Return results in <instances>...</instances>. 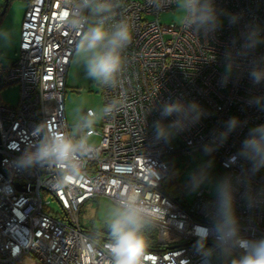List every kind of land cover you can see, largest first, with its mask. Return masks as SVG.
Here are the masks:
<instances>
[{"label":"built area","instance_id":"2783aa9c","mask_svg":"<svg viewBox=\"0 0 264 264\" xmlns=\"http://www.w3.org/2000/svg\"><path fill=\"white\" fill-rule=\"evenodd\" d=\"M117 19L132 26V41L125 49V68L117 88L100 87L102 105L123 96V107L100 120L96 154L82 163L83 175L63 191H55V169L33 168L19 172L12 161L33 143V130L45 122L50 130L69 131L63 96L66 75L79 34L61 23V0H29L21 26L15 58L0 56V90L19 86L13 108L0 101V264H111L104 249L109 239L84 231L79 224L80 206L93 197H112L132 186L151 206L165 210L147 233L141 264H201L195 252V229L209 226L210 203L215 194L201 189L190 199L185 191L172 194L164 180L170 173L165 160L205 152L216 133L233 116L241 125L226 141H215L209 155L231 177L236 188V214L241 236L264 238V169L251 172L239 157L249 129L264 124V110L250 106L253 97L264 98V83L253 84V64L264 67V42L248 55L239 53L242 33L257 28L264 37V0H215L223 21L215 33H193L175 23H161L159 16L172 10H154L149 0H118ZM238 15L235 25L228 15ZM232 52V70L226 73V52ZM226 79V82L224 80ZM196 101L203 118L174 134L171 142L154 139L153 122L160 119L165 101ZM87 110V109H86ZM175 116L164 118L170 123ZM155 163L161 179L150 184L149 165ZM248 195H245V194ZM50 194L61 212L48 210ZM95 241V254L85 245ZM210 237L207 246H213ZM242 250L236 249L234 256ZM213 264H218L213 260Z\"/></svg>","mask_w":264,"mask_h":264},{"label":"clouds","instance_id":"9594fccd","mask_svg":"<svg viewBox=\"0 0 264 264\" xmlns=\"http://www.w3.org/2000/svg\"><path fill=\"white\" fill-rule=\"evenodd\" d=\"M64 11L60 20L62 25L79 34L74 55L77 64L83 67L85 77L104 88H117L125 68L124 51L132 41V26L125 19H117L118 0H61ZM156 11H163L175 5L179 23L193 33L211 34L223 25L215 0H149ZM238 15H228V22L235 25ZM264 37L257 28H249L242 33L239 53L248 55L260 44ZM13 32L0 29V47H10ZM226 73L232 70V52L225 54ZM253 84L264 83V67L253 64L249 71ZM226 82V79L224 80ZM125 98L119 96L98 109H76L69 131L50 130L46 121L33 130L35 141L28 145L22 154L12 161L16 171L24 172L33 168L56 170L53 185L55 191H63L73 180L83 175L82 163L96 154L93 131L97 123L113 116L124 105ZM250 106L264 110V98L253 97ZM170 123L164 118L173 117ZM204 116L202 106L196 101L179 99L165 101L160 107V119L153 122L154 139L157 142H171L174 134L183 131L189 124L198 123ZM238 117H230L224 129L214 136V143L206 144L204 151L210 154L215 150V141L223 143L229 135L240 127ZM250 162L251 172L264 169V124L251 127L242 142L238 153ZM211 161L199 170L193 171L189 178V188L198 192L209 179ZM150 184L157 186L161 179L160 170L155 163L149 165ZM245 195H248L247 193ZM236 188L231 177L221 178L215 185V200L210 203L209 226L195 229L197 237L195 252L201 257V264H213L216 258L228 264H264V238L246 239L241 236V227L235 207ZM165 210L149 205L132 186L116 193L107 206L103 224L109 239L103 247L111 257V264H141L147 245V232L155 227ZM212 238V247L207 241ZM242 250L234 257L236 249ZM86 254H95V241L85 245ZM29 264L31 259L29 258Z\"/></svg>","mask_w":264,"mask_h":264},{"label":"rangeland","instance_id":"374dc122","mask_svg":"<svg viewBox=\"0 0 264 264\" xmlns=\"http://www.w3.org/2000/svg\"><path fill=\"white\" fill-rule=\"evenodd\" d=\"M29 0H9L8 8L0 19V29H10L13 32V43L10 47H0V56L2 58L13 59L16 57L19 48L20 26L27 8ZM5 0H0V12ZM178 12L174 7L172 10L165 11L160 14L161 23L179 24ZM19 86L9 85L0 90V101L4 104L15 106L18 102ZM65 120L70 129L76 114V109L86 110L89 108L98 109L102 104V96L98 84L87 79L84 74L83 67L75 61L74 52L72 54L66 75V87L63 96ZM100 122V121H99ZM97 123V125L99 124ZM99 135H93L94 145L98 144ZM165 160L169 164L170 173L164 180L165 188L171 192L185 191L186 199L190 200L196 192H192L189 188V178L193 171L199 170L202 166L207 165L211 161L209 168V179L200 188L210 190L211 194H215V185L220 180L222 170L216 164L214 158L205 152H197L193 156L180 158L173 156L166 157ZM45 200H48V210L61 212L60 206L52 195L46 194ZM111 201L104 197H93L86 200L79 209L78 219L80 227L86 231L96 235L104 234L103 220L107 213V206ZM152 229L147 233L152 237ZM234 256V255H233ZM236 257V256H234ZM218 263V258L214 259ZM222 264H228L227 260L221 259Z\"/></svg>","mask_w":264,"mask_h":264},{"label":"water","instance_id":"95a60500","mask_svg":"<svg viewBox=\"0 0 264 264\" xmlns=\"http://www.w3.org/2000/svg\"><path fill=\"white\" fill-rule=\"evenodd\" d=\"M6 7H7V0H5V3H4V5H3L2 9H1L0 16H2L4 14V12L6 10ZM97 237H99V238H105L104 236H101V235H97ZM218 264H222V261L219 258H218Z\"/></svg>","mask_w":264,"mask_h":264},{"label":"trees","instance_id":"16d2710c","mask_svg":"<svg viewBox=\"0 0 264 264\" xmlns=\"http://www.w3.org/2000/svg\"><path fill=\"white\" fill-rule=\"evenodd\" d=\"M9 0H7V2H8ZM9 3V2H8ZM0 18H1V16H0ZM165 186V185H164ZM168 191V190H167ZM169 192H171V191H169ZM172 194H176L177 192L175 191H173V192H171ZM104 233H107V229L105 228V230H104ZM108 234V233H107Z\"/></svg>","mask_w":264,"mask_h":264},{"label":"crops","instance_id":"0c3cea01","mask_svg":"<svg viewBox=\"0 0 264 264\" xmlns=\"http://www.w3.org/2000/svg\"><path fill=\"white\" fill-rule=\"evenodd\" d=\"M4 3H5V2H4ZM3 5H4V4H3ZM7 6H8V2H7ZM2 7H3V6H2ZM7 8H8V7H6V10H7ZM6 10H5V12H6ZM5 12H4V13H5ZM3 15H4V14H3ZM3 15H2V16H3ZM2 16H1V17H2ZM0 19H1V18H0ZM19 40H20V37H19Z\"/></svg>","mask_w":264,"mask_h":264},{"label":"flooded vegetation","instance_id":"af4514ba","mask_svg":"<svg viewBox=\"0 0 264 264\" xmlns=\"http://www.w3.org/2000/svg\"><path fill=\"white\" fill-rule=\"evenodd\" d=\"M107 233H108V231H107ZM107 233H104L103 235H104V236H109V233H108V234H107Z\"/></svg>","mask_w":264,"mask_h":264},{"label":"bare ground","instance_id":"6f19581e","mask_svg":"<svg viewBox=\"0 0 264 264\" xmlns=\"http://www.w3.org/2000/svg\"><path fill=\"white\" fill-rule=\"evenodd\" d=\"M13 108L15 107V106H12Z\"/></svg>","mask_w":264,"mask_h":264}]
</instances>
